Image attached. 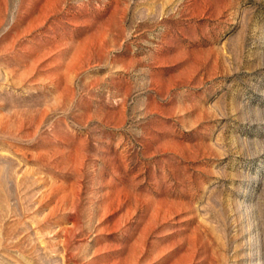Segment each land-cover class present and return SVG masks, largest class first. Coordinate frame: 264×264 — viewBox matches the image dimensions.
Instances as JSON below:
<instances>
[{
    "label": "rangeland",
    "instance_id": "374dc122",
    "mask_svg": "<svg viewBox=\"0 0 264 264\" xmlns=\"http://www.w3.org/2000/svg\"><path fill=\"white\" fill-rule=\"evenodd\" d=\"M0 264H264V0H0Z\"/></svg>",
    "mask_w": 264,
    "mask_h": 264
}]
</instances>
